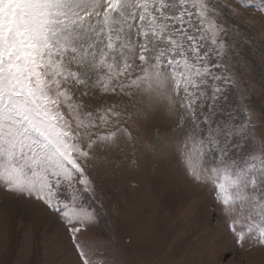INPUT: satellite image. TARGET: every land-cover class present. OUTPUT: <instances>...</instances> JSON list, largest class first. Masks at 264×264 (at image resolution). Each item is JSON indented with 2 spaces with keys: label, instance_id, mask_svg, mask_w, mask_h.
<instances>
[{
  "label": "snow or ice",
  "instance_id": "obj_1",
  "mask_svg": "<svg viewBox=\"0 0 264 264\" xmlns=\"http://www.w3.org/2000/svg\"><path fill=\"white\" fill-rule=\"evenodd\" d=\"M239 3L264 15V0ZM225 16L241 13L228 0H0V187L59 215L78 264H111L83 238L89 170L134 148L160 108L175 124L161 151L211 185L238 240L264 245V133Z\"/></svg>",
  "mask_w": 264,
  "mask_h": 264
},
{
  "label": "rangeland",
  "instance_id": "obj_2",
  "mask_svg": "<svg viewBox=\"0 0 264 264\" xmlns=\"http://www.w3.org/2000/svg\"><path fill=\"white\" fill-rule=\"evenodd\" d=\"M228 3L241 13L223 19L239 33L240 91L246 94L254 132L260 136L264 15L239 0ZM237 96L230 93L233 102ZM138 123L134 148L129 144L101 153L89 170L96 191L88 203L96 211L83 238L105 245L111 264H264V245L237 239L211 185L194 182L170 152L161 151L175 127L167 111L160 108L147 122L141 118ZM0 264H78V256L59 215L35 198L0 187Z\"/></svg>",
  "mask_w": 264,
  "mask_h": 264
}]
</instances>
